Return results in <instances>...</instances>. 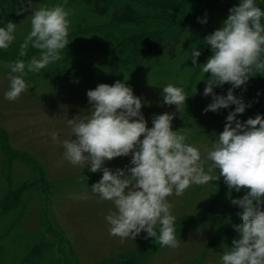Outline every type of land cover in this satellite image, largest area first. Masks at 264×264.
<instances>
[{
    "label": "rangeland",
    "instance_id": "1",
    "mask_svg": "<svg viewBox=\"0 0 264 264\" xmlns=\"http://www.w3.org/2000/svg\"><path fill=\"white\" fill-rule=\"evenodd\" d=\"M168 2H141L145 26L140 29L148 28L151 33L167 32L174 25V18L182 14L175 9L164 10ZM239 2H230L227 10L238 6ZM255 3L264 10L259 2ZM33 4L39 8L60 3L33 0ZM13 6L16 5L8 0H0V27H5L8 21L17 24L13 44L6 51L0 50V234L6 232L0 243L4 245L6 261L21 264L38 256L34 264H138V256L141 264H220L226 250L222 245L231 246L223 240L210 242L223 227L238 221L237 206L232 205L231 200L246 194L243 190L229 192L222 177L204 186L193 185L182 197L168 198L176 218L178 248L162 247L154 238L145 239L143 232L135 240L127 239L123 243L118 237L109 235L105 217L114 211V206L111 202L101 201L90 190L102 177V172L91 173L87 170L88 164L72 166L63 158L62 145L51 138L55 131L61 141L71 139L67 120L79 114L87 115L91 105L86 81L90 77L78 79L71 71L58 75L44 71L28 73L25 77L28 90L15 102L6 100L4 93L9 87L10 70L3 65L12 62L9 55L18 49L30 31L31 13L17 15L19 7L13 14ZM65 9L71 13L70 32L76 12L72 8ZM221 27L218 25L216 29ZM124 30L125 35L139 31L136 27H125ZM192 36L185 45L194 39ZM185 52L170 62L151 63L115 80L101 81V84L113 85L120 81L131 87L134 95L142 98L141 111L149 128L155 115L175 114L172 130L183 129L186 142L198 147L203 158L206 149L223 131L226 117L234 111L235 105L205 113L212 97L204 99L196 91L201 87L199 83L205 84L209 78L201 75V79L190 81L185 69L191 70L194 66L190 60L191 50L188 48ZM169 83L184 88L187 95L185 105L178 111L176 106L165 105L162 101V87ZM187 84H191V88ZM229 88L231 85L225 84L213 91L216 95L226 96ZM234 95L251 105L237 119L246 122L258 114L264 116V75L251 77L246 85L234 90ZM130 160V156L115 158L104 166L115 171L130 166ZM210 163L205 164V170ZM217 173L214 171L212 175ZM206 216L210 217L206 219ZM41 241L52 246L37 250L36 256L33 248ZM126 256L131 257L128 260Z\"/></svg>",
    "mask_w": 264,
    "mask_h": 264
},
{
    "label": "clouds",
    "instance_id": "2",
    "mask_svg": "<svg viewBox=\"0 0 264 264\" xmlns=\"http://www.w3.org/2000/svg\"><path fill=\"white\" fill-rule=\"evenodd\" d=\"M25 12L31 13L30 31L19 46V58L3 65L10 70L9 87L4 93L10 102L28 90V73H39L59 61L61 51L69 44L71 13L62 4L36 8L33 0H20L17 15ZM262 21L264 10L255 0H240L238 6L229 9L222 27L205 37L212 55L203 65L197 64L201 52L195 45L192 47L193 68H198L204 77L210 74L203 95L211 96L212 102L205 113L235 105L223 131L203 158L198 147L186 142L183 129L172 130L175 114L155 115L149 128L141 111L142 98L120 81L99 84L87 91L91 105L87 115L67 120L71 139L61 141L58 132L51 133L52 140L63 147V158L72 166L88 164L91 173L102 172L90 190L114 206V211L105 217L111 237L123 243L143 232L145 239L154 238L162 247L178 248L176 218L168 198L182 197L193 185L204 186L222 177L229 192L243 190L246 194L231 200L232 205L242 209L237 213L240 223L233 225L238 237L232 240L231 248L222 245L226 250L220 264H264V116L258 114L246 122L237 119L251 105L234 95V90L246 85L251 77L264 75ZM198 22L207 23L199 18ZM16 29L12 21L0 27V50L6 51L13 44ZM30 48L39 55L29 57ZM225 84L231 85L227 95H216L213 89ZM186 99L184 88L172 83L162 87L165 105H174L178 111ZM129 156L130 166L123 169L113 171L104 166L115 158ZM214 171L216 175H212Z\"/></svg>",
    "mask_w": 264,
    "mask_h": 264
},
{
    "label": "trees",
    "instance_id": "3",
    "mask_svg": "<svg viewBox=\"0 0 264 264\" xmlns=\"http://www.w3.org/2000/svg\"><path fill=\"white\" fill-rule=\"evenodd\" d=\"M52 1L60 3L66 8H72L76 15L72 17L74 25L69 32V44L60 53L61 59L41 71L57 75L71 71L74 73V77H79L78 79L90 77L86 81V87L90 90H94L101 84V81L115 80L121 75L141 70L151 63L156 64L159 61L167 63L175 60L176 57L183 56L186 49L189 48L192 51L193 45L196 46V50L201 52L197 64L203 65L212 55L210 46H206L204 43L205 37L217 30L218 25H222V21L226 20L229 15L227 6L230 2H236V0H168L164 10H179L182 12L181 16L174 18V25L170 26L167 32L151 33L148 28L140 29L145 26L141 2L145 4L146 0ZM255 1L264 7V0ZM8 3L16 5L13 6L14 10L12 11L13 14H16L20 7V0H8ZM215 12L216 17H213ZM198 18L206 20L207 23H199ZM125 27H136L139 31L125 35ZM191 34L194 39L185 45L184 43L189 40ZM17 48L14 53L9 55L12 59H8L12 62L19 58V47ZM32 55L38 56L39 52L30 48L28 56ZM185 71L189 73L191 82L194 79H201L202 74L198 68L185 69ZM204 78H210V74H205ZM199 84L201 87L196 92L199 97L202 96L206 99L203 95L206 84ZM187 85L191 88V84ZM236 209L237 213L242 211L239 207ZM209 217L206 216V219ZM235 221L231 225L223 227L216 239L214 238L210 243H218L223 240L232 247V240L238 237L233 225L239 224L240 219L236 223ZM5 235L6 232L3 231L0 234V240ZM50 246L52 244L41 241L33 248V252L36 250L37 256V250L42 251L43 248ZM126 257L129 260L131 256ZM37 259L38 256L33 261L26 259L21 264H34ZM139 259L137 256V263L141 264L142 260ZM0 264H9L5 259L4 245L1 243Z\"/></svg>",
    "mask_w": 264,
    "mask_h": 264
}]
</instances>
